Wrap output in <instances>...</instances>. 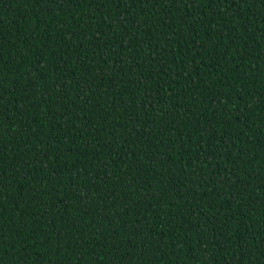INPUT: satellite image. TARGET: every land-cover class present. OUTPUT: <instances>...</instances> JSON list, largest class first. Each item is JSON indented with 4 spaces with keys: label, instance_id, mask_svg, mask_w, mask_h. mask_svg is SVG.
I'll return each instance as SVG.
<instances>
[{
    "label": "trees",
    "instance_id": "obj_1",
    "mask_svg": "<svg viewBox=\"0 0 264 264\" xmlns=\"http://www.w3.org/2000/svg\"><path fill=\"white\" fill-rule=\"evenodd\" d=\"M0 264H264V0H0Z\"/></svg>",
    "mask_w": 264,
    "mask_h": 264
}]
</instances>
